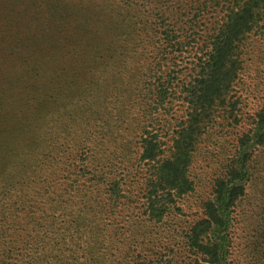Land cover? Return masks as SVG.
I'll return each instance as SVG.
<instances>
[{
	"label": "rangeland",
	"instance_id": "rangeland-1",
	"mask_svg": "<svg viewBox=\"0 0 264 264\" xmlns=\"http://www.w3.org/2000/svg\"><path fill=\"white\" fill-rule=\"evenodd\" d=\"M160 1L0 0V264H123L140 257L186 264L194 257L188 230L248 147L250 171L226 257L264 264V144L247 138L264 111V5L240 44L235 78L190 148L192 190L161 222L124 205L133 175L142 182L146 170L134 164L139 129L158 116L149 84L160 38L152 11ZM244 1L208 3L219 11ZM214 18L210 24L220 16ZM174 116L173 124L180 114ZM114 182L127 198L111 213Z\"/></svg>",
	"mask_w": 264,
	"mask_h": 264
},
{
	"label": "trees",
	"instance_id": "trees-1",
	"mask_svg": "<svg viewBox=\"0 0 264 264\" xmlns=\"http://www.w3.org/2000/svg\"><path fill=\"white\" fill-rule=\"evenodd\" d=\"M160 2L152 11L158 22L156 31L160 38L153 46L155 55L152 63L156 72L154 81L149 84L152 85L150 93L153 96L151 111L158 118L139 129L136 139L138 152L134 162L136 169L141 172L144 168L146 170L141 173L142 182H138V177L135 180L137 175H133L126 189L128 198L119 195L122 191L119 190V182L109 185L107 191L111 213L119 207L117 201L127 198L124 205L141 210L145 221L155 222L162 221L176 205V198L180 199L192 190V183L186 177L190 148L208 126L214 102L235 78L234 71L240 66V44L257 20L258 10L264 5V0H246L240 8L237 5L222 6L216 11L217 7L211 6L208 0ZM217 16L220 19L210 24V19ZM184 54L191 62L181 68L178 61ZM153 90L158 92L153 93ZM262 112L255 123L252 139L247 137L258 145L264 144ZM177 114H180L178 123L173 124ZM184 117L189 120L184 122ZM186 124L189 126L185 127ZM171 127L173 132L169 136L165 131ZM249 150L250 147L243 148L227 176L216 181L214 198L205 203L203 219L188 230L186 246L194 257H186V264H259L257 257H245L242 261L226 257L236 202L245 196L250 171ZM85 154H80V161L85 162ZM123 264L169 263L140 257L139 260L127 259Z\"/></svg>",
	"mask_w": 264,
	"mask_h": 264
}]
</instances>
